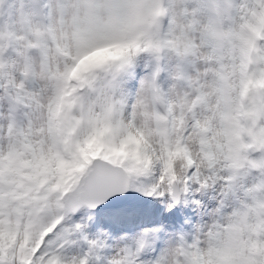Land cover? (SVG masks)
I'll return each instance as SVG.
<instances>
[{"label":"snow or ice","instance_id":"snow-or-ice-1","mask_svg":"<svg viewBox=\"0 0 264 264\" xmlns=\"http://www.w3.org/2000/svg\"><path fill=\"white\" fill-rule=\"evenodd\" d=\"M0 264H264V0H0Z\"/></svg>","mask_w":264,"mask_h":264}]
</instances>
